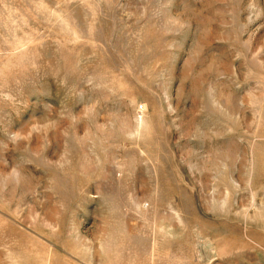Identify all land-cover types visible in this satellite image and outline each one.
<instances>
[{"label":"rangeland","instance_id":"374dc122","mask_svg":"<svg viewBox=\"0 0 264 264\" xmlns=\"http://www.w3.org/2000/svg\"><path fill=\"white\" fill-rule=\"evenodd\" d=\"M0 264H264V0H0Z\"/></svg>","mask_w":264,"mask_h":264},{"label":"built area","instance_id":"2783aa9c","mask_svg":"<svg viewBox=\"0 0 264 264\" xmlns=\"http://www.w3.org/2000/svg\"><path fill=\"white\" fill-rule=\"evenodd\" d=\"M138 110H139L140 112H143V110H144L143 105H140V106L138 107Z\"/></svg>","mask_w":264,"mask_h":264},{"label":"bare ground","instance_id":"6f19581e","mask_svg":"<svg viewBox=\"0 0 264 264\" xmlns=\"http://www.w3.org/2000/svg\"><path fill=\"white\" fill-rule=\"evenodd\" d=\"M144 107V106H143ZM140 112V111H139Z\"/></svg>","mask_w":264,"mask_h":264}]
</instances>
